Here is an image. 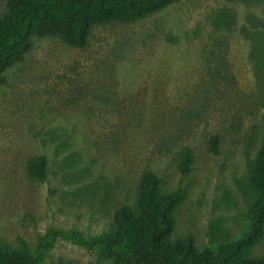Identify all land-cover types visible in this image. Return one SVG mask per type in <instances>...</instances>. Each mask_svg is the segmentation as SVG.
<instances>
[{"label": "rangeland", "instance_id": "374dc122", "mask_svg": "<svg viewBox=\"0 0 264 264\" xmlns=\"http://www.w3.org/2000/svg\"><path fill=\"white\" fill-rule=\"evenodd\" d=\"M5 74L0 244L36 251L57 229L69 237L42 248L39 264H112L83 242L136 203L146 170L163 192H187L173 238L217 249L247 229L261 196L251 165L264 141V0H180L95 26L85 46L35 36ZM187 147L194 163L183 173ZM39 156L44 180L29 170ZM250 254L264 256V240Z\"/></svg>", "mask_w": 264, "mask_h": 264}, {"label": "trees", "instance_id": "16d2710c", "mask_svg": "<svg viewBox=\"0 0 264 264\" xmlns=\"http://www.w3.org/2000/svg\"><path fill=\"white\" fill-rule=\"evenodd\" d=\"M179 1L7 0V11L0 16V86L6 83L7 69L25 59L35 36H59L73 46H85L95 26L135 22ZM218 144L219 136L213 135L209 149L219 152ZM193 163V151L187 147L180 171L190 172ZM46 165L45 156H39L30 161L29 170L44 180ZM251 181L261 196L250 210L249 225L239 238L217 249H198L191 235L173 238L174 213L187 192H163L161 178L152 170L142 176L136 203L115 211L113 228L83 243L100 247L112 264H264V256L250 254L264 240V141L251 165ZM59 235L69 237L54 229L36 251L0 244V264H39L41 249H50Z\"/></svg>", "mask_w": 264, "mask_h": 264}]
</instances>
